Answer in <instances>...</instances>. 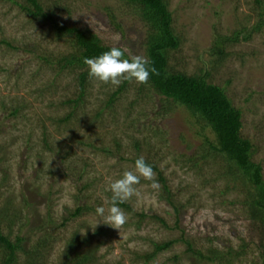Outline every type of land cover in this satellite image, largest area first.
I'll return each mask as SVG.
<instances>
[{
  "label": "rangeland",
  "instance_id": "1",
  "mask_svg": "<svg viewBox=\"0 0 264 264\" xmlns=\"http://www.w3.org/2000/svg\"><path fill=\"white\" fill-rule=\"evenodd\" d=\"M39 1L46 13L121 47L126 57H147L149 26L128 0ZM261 1L169 0L181 41L169 51V68L209 74V82L225 89L242 111V135L252 142V161L264 174ZM24 5L31 6L26 0H0V228L12 240L26 237L17 264L26 263V252L44 235L46 245L36 248L38 264L65 263L86 249L94 250L90 264H134V252H150L154 242L170 240L179 242L149 264H220L188 252L186 241L204 253L218 249L232 264H262L264 228L252 221L243 178L234 180L225 159L207 143L215 142L212 130L185 106L134 81L113 87L90 79L78 106L67 104L80 94L79 71L59 73L55 63L75 51L73 35L59 36L49 20L30 15ZM234 36L238 40L225 42L221 59L214 47L220 37ZM14 108H20L18 115H11ZM141 156L157 167L158 187L141 178L135 186L139 195L126 201L132 210L119 206L127 216L119 230L97 224L103 218L96 208L103 206L107 214L110 207L109 184L134 170ZM161 175L179 214L167 200ZM78 206L84 212L64 225ZM72 239L77 243L67 259Z\"/></svg>",
  "mask_w": 264,
  "mask_h": 264
},
{
  "label": "trees",
  "instance_id": "2",
  "mask_svg": "<svg viewBox=\"0 0 264 264\" xmlns=\"http://www.w3.org/2000/svg\"><path fill=\"white\" fill-rule=\"evenodd\" d=\"M31 6L24 5V11H27L35 18L41 17L49 20L52 27L57 31L59 36L64 34L73 35L75 43V51L62 55L57 59L58 72L66 69L78 70V80L80 94L76 99H69L67 104H74L75 107L84 99L86 87L91 78L88 76L87 66L83 63L84 59L93 58L100 55L102 52L109 50L110 45L105 44L101 38L95 33L78 28L76 26H68L61 22L54 16L53 13H46L43 5L39 0H26ZM130 3L137 5L140 9L143 21L149 26L148 37V55L147 59L150 61V66L155 67L159 75L152 74L147 84L153 87L159 94L169 100H173L190 110L194 116L200 121L204 122L203 128H210L215 134V142L207 139L210 148L221 154L227 162V168L230 170L234 180L241 178L243 183L247 185V198L245 204L248 205L251 218L254 225L259 228H264V174L263 166L253 160L255 154L252 142L242 135L243 119L242 111L236 108L231 99L226 94V91L221 86L208 81V75H188L182 72H171L169 68V51L175 50L180 47V38L175 34L173 29V16L169 11V0H128ZM262 4L261 0H257ZM262 26L259 25L254 30H260ZM247 38V37H246ZM238 40L237 36L234 37H220L219 44L215 46L216 52L224 58L226 51L223 46L227 41ZM12 45L10 42H6ZM126 56V54H125ZM44 60L46 64L54 65V59L50 56L42 55L39 57ZM123 90V87L115 92L111 97L110 103L115 101L116 96ZM20 108H14L11 115H18ZM72 114L68 115L65 120H70ZM64 120V119H63ZM64 120V121H65ZM70 155V153H67ZM215 155V153H214ZM135 163V161H134ZM151 165L150 163H148ZM194 165H198L196 162ZM153 170L157 167L151 165ZM161 181L165 184V191L169 194L168 201L173 205L177 214H179V207L172 200L169 187L165 178L161 175ZM89 184H85L83 188H88ZM119 206L132 210V207L126 202L119 204ZM85 207L78 206L74 212L66 218L64 225L70 218L81 215ZM162 220V219H161ZM165 223L164 220H162ZM47 235L38 239L36 248H41L47 243ZM26 237L17 235L15 240L3 234L0 228V250H1V264H17L19 261L18 251H24L23 243ZM179 240H170L162 243L154 242L152 251H145L140 253L138 251L133 253V263L149 264L155 260L157 256L171 248ZM77 240L72 239L71 243L67 246L65 255L70 257L73 248L76 247ZM188 252L197 253L203 259L211 262H218L220 264H232L227 259L224 252L218 249H207V253L202 250L197 251L194 249L193 244L186 241ZM264 250V243L261 245ZM34 248L32 251H27V260L25 264H38V257L40 253L38 249ZM76 250V249H75ZM229 254V253H228ZM227 254V255H228ZM38 255V256H36ZM264 257V251H263ZM40 258V257H39ZM95 259L94 250L86 249V251H76L74 257L69 258L68 262L60 264H90V261ZM264 264V262L262 263Z\"/></svg>",
  "mask_w": 264,
  "mask_h": 264
},
{
  "label": "clouds",
  "instance_id": "3",
  "mask_svg": "<svg viewBox=\"0 0 264 264\" xmlns=\"http://www.w3.org/2000/svg\"><path fill=\"white\" fill-rule=\"evenodd\" d=\"M83 63L87 66L89 78L113 87H118L124 81L147 84L152 74L159 75L157 69L150 66V61L146 57L140 55L126 57L125 51L118 46H113L96 57H86ZM141 178L151 181L153 188L158 187L151 165L142 156L135 160L134 170L124 171L120 178L109 184L107 190L112 193L110 207L107 214L103 206L96 208V214L103 218L102 222L97 224L103 223L119 230L126 223L127 216L119 204L130 200L134 195H139L135 186L140 183Z\"/></svg>",
  "mask_w": 264,
  "mask_h": 264
}]
</instances>
